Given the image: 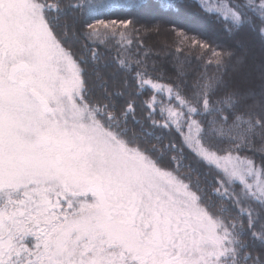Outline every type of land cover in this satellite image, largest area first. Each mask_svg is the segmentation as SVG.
Here are the masks:
<instances>
[{"label": "snow or ice", "instance_id": "obj_1", "mask_svg": "<svg viewBox=\"0 0 264 264\" xmlns=\"http://www.w3.org/2000/svg\"><path fill=\"white\" fill-rule=\"evenodd\" d=\"M180 6L0 0V264H264V0Z\"/></svg>", "mask_w": 264, "mask_h": 264}, {"label": "trees", "instance_id": "obj_2", "mask_svg": "<svg viewBox=\"0 0 264 264\" xmlns=\"http://www.w3.org/2000/svg\"><path fill=\"white\" fill-rule=\"evenodd\" d=\"M180 8L158 17H138V25L159 23L162 27V35L150 38V43H158L161 40H167L169 43L173 40L172 35L164 34V30L175 27L177 30L183 29L189 35H197L202 39L208 40L213 44H227L231 41L226 37L222 26L216 22L215 17L206 16L201 12L200 5L203 0H178ZM116 19L117 16L110 17ZM250 53L248 62L234 71L238 76L248 75L257 78L259 67L264 62V51H262L261 41L257 37L250 38ZM195 67V64H193ZM231 70V69H230Z\"/></svg>", "mask_w": 264, "mask_h": 264}]
</instances>
